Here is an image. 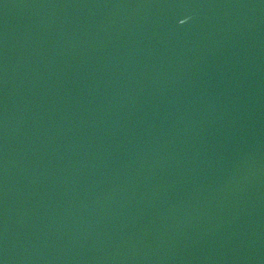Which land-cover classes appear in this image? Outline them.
I'll return each mask as SVG.
<instances>
[{
	"label": "water",
	"instance_id": "water-1",
	"mask_svg": "<svg viewBox=\"0 0 264 264\" xmlns=\"http://www.w3.org/2000/svg\"><path fill=\"white\" fill-rule=\"evenodd\" d=\"M0 264H264V0H0Z\"/></svg>",
	"mask_w": 264,
	"mask_h": 264
}]
</instances>
